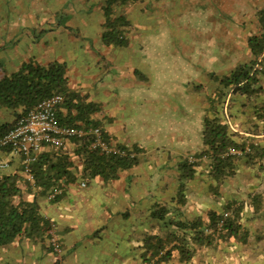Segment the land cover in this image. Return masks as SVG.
Here are the masks:
<instances>
[{
  "label": "crops",
  "instance_id": "0c3cea01",
  "mask_svg": "<svg viewBox=\"0 0 264 264\" xmlns=\"http://www.w3.org/2000/svg\"><path fill=\"white\" fill-rule=\"evenodd\" d=\"M33 1V13L20 14L12 7L0 12V79L31 59L42 65L64 63L69 88L99 107L93 118L105 137L135 152L136 161L110 181L86 178L75 142L60 150L43 146L41 152L68 153L74 162L76 180L64 183L54 199L38 198L41 213L56 224L63 253L52 252L42 239L21 237L0 247V264H144L146 237L175 230L177 220L199 218L206 224L210 212L255 195L247 191L239 198V177L245 173L250 180L259 159L238 161L234 176L216 193L210 161L203 157L197 158L195 177L186 184V204L179 205V162L203 150L207 118L226 119L244 143L259 140L264 78L246 90L225 84L223 78L251 62L248 39L259 31L264 0H129L115 8L129 22L123 47L102 39L106 0ZM177 2L179 24L188 31L179 34V49L169 48L178 35L167 25L150 28L156 18H165L162 9L173 11ZM51 46L57 57L46 55ZM70 65L77 74L68 70ZM20 110L0 107V128L12 125ZM62 112L69 117L65 108ZM0 160L8 164L0 168V176L22 173L20 154L0 149ZM247 205L238 219L248 233L244 241H193L190 260L174 253L162 264H215V250L238 253L236 264L264 263L263 242L250 241L264 230V209Z\"/></svg>",
  "mask_w": 264,
  "mask_h": 264
},
{
  "label": "trees",
  "instance_id": "16d2710c",
  "mask_svg": "<svg viewBox=\"0 0 264 264\" xmlns=\"http://www.w3.org/2000/svg\"><path fill=\"white\" fill-rule=\"evenodd\" d=\"M128 1L106 0L102 34L106 45L123 47L128 44L125 32L129 22L124 15L116 14L115 10L116 6ZM258 20V33L248 39L251 62L239 66L230 77L223 78L225 84L238 87L239 90H246L252 83L264 78V56L259 60L260 56L264 55V7L259 11ZM66 71V65L58 61L47 65L39 64L32 59L24 62L16 72L0 79V107L21 109L18 118L41 100L54 94H61L63 101L58 106L57 116L62 125L86 128L99 126L102 129L100 122L93 118L99 107L92 102L86 103L78 92L69 88ZM62 108L68 111L69 117L63 115ZM73 110H75L74 114ZM13 125L14 123L0 128V135ZM90 139V137L72 138L69 141L79 146L81 176L101 177L105 181H110L117 178L121 170L135 163V157L106 155L97 149H90L88 147ZM203 144V150L193 156L206 157L210 161L209 175L215 180L212 189L216 193L226 179L234 176L238 161L245 159L247 162L255 163L256 158L264 157L261 146L255 148V152L250 155L224 156L230 146H241L245 143L243 138H239L238 134L231 130L228 121L218 116L205 119ZM43 146L50 145L43 144ZM198 163L197 161L190 163L187 156L179 162V205L186 204L184 190L187 182L195 177ZM73 166L74 162L68 153L51 155L49 152L39 151L35 160L29 164L28 172L23 166L22 173L0 176V247L21 237L39 238L45 241L49 236L52 222L41 213L38 198L60 190L64 183L75 181ZM236 202L237 200L229 202L221 212H210L206 224L199 218L190 222L177 220L175 230L167 232L164 236L146 237L141 256L143 263L162 264L170 260L174 253L180 255L181 260L188 261L194 255V249L191 248L193 241L198 244H209L216 238L230 237L244 241L248 233L243 231L238 219L245 201H241L240 205L234 208ZM247 202L255 211L262 208L260 194L249 196Z\"/></svg>",
  "mask_w": 264,
  "mask_h": 264
},
{
  "label": "built area",
  "instance_id": "2783aa9c",
  "mask_svg": "<svg viewBox=\"0 0 264 264\" xmlns=\"http://www.w3.org/2000/svg\"><path fill=\"white\" fill-rule=\"evenodd\" d=\"M263 56L261 55L259 60ZM258 67L260 68V66ZM62 101L63 96L61 94H54L38 102L25 114L20 115L15 120L14 125L0 135V149L8 148L22 155L26 172H28L29 164L35 160L43 144H48L60 150L65 148L72 138L82 139L90 137L88 147L90 149H97L106 155L135 157V152L112 143L107 139L99 126L86 128L62 125L57 116V109ZM258 139L247 141L241 146H230L224 156L242 157L250 155L255 152V148L258 146H261L264 152V130ZM187 159L190 163L197 161V158L193 155L187 156ZM7 166V163L0 160V168H6ZM82 185H85V182H82ZM58 193L60 191L55 190L48 195V198L52 199ZM56 230V224L52 223L49 236L45 239V244L52 252L61 255L63 247Z\"/></svg>",
  "mask_w": 264,
  "mask_h": 264
},
{
  "label": "rangeland",
  "instance_id": "374dc122",
  "mask_svg": "<svg viewBox=\"0 0 264 264\" xmlns=\"http://www.w3.org/2000/svg\"><path fill=\"white\" fill-rule=\"evenodd\" d=\"M93 1V0H92ZM91 1V2H92ZM262 3V2H259ZM34 1L33 0H1L0 1V12H4L5 10H7L8 7H12L14 8L16 11L20 14H22L23 12H28V13H33L34 12ZM178 5L177 8H175L173 11H170L169 8H165L162 9L161 11H163V13H165V18L164 19H160V18H156L154 20V22L151 23L150 28L151 30H155L158 27L163 28L167 25L168 30H170L171 34H173L174 36L177 34V38L175 37L172 42H170L169 44L171 45V47H176L179 49V34L181 35L183 32H186L187 34V29L186 28H182L183 25L179 24V21H181V19H179V3H175V6ZM23 11V12H22ZM158 22L159 25H155V23ZM165 24V25H164ZM158 26V27H156ZM91 41V40H90ZM7 42L8 44L10 42L8 41H4ZM55 43V41H54ZM53 43V44H54ZM14 46V45H13ZM24 48H26V45H24ZM52 54H55L53 47L51 46L50 49H47V53L46 55L49 57H57L52 56ZM61 59V58H60ZM65 59H69L68 57H66ZM68 70H72L71 73H78L77 68L75 66L70 65ZM260 164L264 166V157L263 158H259L258 163L256 164L255 167H253L254 170V175H251V179L248 180L247 178H245V173L241 176L240 175V187L239 190L242 192L241 195H239V198H241V196H244V194L249 191V192H253L254 194H260L261 195V203H262V208L260 209L261 211L264 209V169H260ZM236 184V182L233 183V185ZM234 187H236V185H234ZM248 197L246 196L244 197V199H240L237 202H239L238 204L235 203V205H233L234 208H237V206L240 205L241 201H245V205L243 210L246 209V207L248 208ZM250 209V208H249ZM248 209V210H249ZM255 210V209H254ZM259 238V239H258ZM257 240V242H263V247L262 249H259L260 252L262 253L261 256V260H264V230H262L259 234L258 237H253V239L251 238V242H255ZM247 250H251V249H247ZM213 253H215V255H213V259L214 262L216 261L217 263L215 264H224L227 261L230 262L231 264H236L233 260L236 259V257H240L239 254H233L231 250L228 251H224V250H215V251H211ZM248 254H252V252H248ZM212 256V255H211ZM223 259L226 260V262L223 261ZM230 259V260H228ZM229 264V263H228ZM239 264V263H237ZM255 264H264L262 262H258Z\"/></svg>",
  "mask_w": 264,
  "mask_h": 264
}]
</instances>
